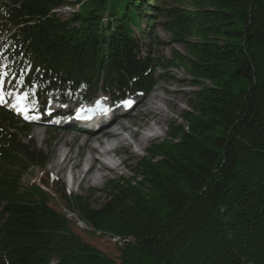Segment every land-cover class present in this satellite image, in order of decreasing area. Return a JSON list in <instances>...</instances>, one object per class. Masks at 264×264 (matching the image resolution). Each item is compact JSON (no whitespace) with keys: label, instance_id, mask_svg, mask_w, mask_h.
Listing matches in <instances>:
<instances>
[{"label":"trees","instance_id":"obj_1","mask_svg":"<svg viewBox=\"0 0 264 264\" xmlns=\"http://www.w3.org/2000/svg\"><path fill=\"white\" fill-rule=\"evenodd\" d=\"M75 4L64 19L70 0H0V65L30 107L148 95L165 64L196 90L132 177L105 185L103 204L62 189L88 233L118 240L119 262L83 241L45 189L22 185L47 159L22 143L29 124L0 107V264H264V0ZM151 14L184 50L164 64L132 31L142 36Z\"/></svg>","mask_w":264,"mask_h":264},{"label":"bare ground","instance_id":"obj_2","mask_svg":"<svg viewBox=\"0 0 264 264\" xmlns=\"http://www.w3.org/2000/svg\"><path fill=\"white\" fill-rule=\"evenodd\" d=\"M159 90H164L163 96L158 93ZM138 96H129L128 94L123 97L124 100L131 99V104L134 105L125 115L120 114L118 107L111 109L112 105L109 104L103 108L106 109L103 112L107 113V116L89 117L88 121L91 125L85 121L78 125L81 122L78 116L67 117L74 108L73 103L63 105L54 103L55 106L48 110L45 108L47 117L52 113L62 117L58 127L63 128L58 137H52L49 129H45L42 134L36 133V131L34 133L38 139L42 137L39 140L41 143L52 147L53 162L49 165L48 170L53 172L57 179L68 175L73 188L83 189L92 186L95 189H100V183L104 179L103 174L106 171L114 175L121 170V166L130 168V158L143 151L144 144L149 139L142 135V131L149 130L154 133V139L159 138L164 123L170 118V113L177 112L179 105L176 93L165 89V87L156 88L147 98L138 99ZM96 100L104 104L111 101L107 100L104 95ZM15 104L16 102L13 101L10 106L13 111L17 110L14 107ZM153 125L158 127V130L154 129ZM120 131L127 132L128 137L121 136ZM104 138L114 140L116 144L106 149L104 148ZM133 146L138 151L130 158L118 155L122 149ZM87 156H90V160L86 159Z\"/></svg>","mask_w":264,"mask_h":264},{"label":"rangeland","instance_id":"obj_3","mask_svg":"<svg viewBox=\"0 0 264 264\" xmlns=\"http://www.w3.org/2000/svg\"><path fill=\"white\" fill-rule=\"evenodd\" d=\"M70 1L74 3V6L60 8L59 10H57L58 16L67 19L69 18L71 12H75L78 9V6L75 4L76 0H70ZM151 18H153L152 25H147L148 20L146 19H142L139 21V28L143 33L142 36L138 33L136 28L132 27L134 36L136 38H139L141 44L144 46L145 49L144 51L146 52V54L150 58H155L163 63L165 60H167L170 57L171 52L173 50L183 53L184 50L181 46H177V45L174 46L171 44V34L165 32L162 29L163 20L158 18L155 14H151ZM155 38L159 39L160 44H155ZM4 72L5 71L0 65V73H4ZM3 79H4L3 89L9 91V93L11 92L16 93L18 88L17 84L13 83V81L9 78L8 75L4 76ZM154 79L156 83L151 92H153L158 87H165V89H168L173 93H176L177 100L179 101L178 102L179 105H178V111L171 112L169 120L166 123H164L163 131L160 133V137L153 141H150V139H148V141H146L144 144L143 151L148 149L150 145L160 144L164 139H166V133L169 131L170 128L169 125L171 123H175V124L181 123V118L188 109L187 104L189 97L196 90V88L192 83L193 82L192 78L190 77L188 72L181 67L170 68L168 67V65L165 64L162 70H156ZM163 91L164 90H159L158 93L163 96L164 95ZM150 94L151 93H149V95ZM91 95L93 98L96 97L94 96V93ZM100 96L102 95H97L96 98H99ZM139 98H147V96L139 95L138 99ZM54 103L56 102H48V103L43 102L40 105L39 108L40 110L38 108L30 109L31 111L30 114H26L25 112H21L17 110L13 111V109H11L12 107H10L11 106L10 104H6L3 107L4 110H6V112H9L11 115H13L16 121L27 122L29 124L30 132L26 138L22 139V143L27 146H33L36 150L43 152L45 158L47 159V163L44 168L41 169L35 168L29 170L27 174L24 176L21 183L27 189L35 188L38 186L45 189V191H47L48 195L51 198L48 201L49 207L60 213H67L66 210L64 209L65 203L61 197L62 189H64L67 196L68 195L83 196L88 203L93 205V207H97L105 202L106 199L105 185L108 182H116L117 180L129 179L130 177H132L133 175V171H131L132 167L133 169H136L138 162L142 159L143 156L139 154L140 152H138L137 155L130 158V156H132L138 150L135 148V146H133L132 148H124L120 151V153L125 152V155H121V156L130 158L129 160L130 168L129 167L122 168L121 166L120 167L121 170L114 175L106 171L103 174L104 179L100 183V187H101L100 189H95L92 186L85 187L83 189H76L73 188L72 186L70 188L68 186V179H69L68 175H66V177L62 179H57L55 177V174L48 170L49 165L53 162L52 147L48 146L45 143H41L39 140L42 139V137L38 139L37 137L34 136L35 131L36 133L38 132L42 134V132L45 129H49L52 137L53 136L58 137L59 132L63 131L62 127H58V126L56 127L50 125V122L47 120V113L44 111L46 109L48 110L52 106H55ZM38 111H42L43 115L34 114L35 112ZM26 116L28 117L27 119L25 118ZM153 128L158 130V127L154 125ZM123 135L128 137V134H123ZM147 138L149 137L147 136ZM133 150L135 151L133 152ZM82 153L84 152L82 151ZM86 159L89 160V156H87ZM67 218L68 220L74 221L76 220L77 215L67 213ZM87 230L88 228L85 229L82 227L79 228L78 230H75V232L83 239V241L97 248L98 250H101L103 253L107 254L109 257L119 262L120 251L118 249L119 247L118 243L112 240L111 238L105 236H97L90 234L88 233Z\"/></svg>","mask_w":264,"mask_h":264},{"label":"snow or ice","instance_id":"obj_4","mask_svg":"<svg viewBox=\"0 0 264 264\" xmlns=\"http://www.w3.org/2000/svg\"><path fill=\"white\" fill-rule=\"evenodd\" d=\"M7 73L4 72V73H0V103H6L4 97L6 95H12V93H5L2 91V88H3V84H4V79L3 77L6 76ZM19 83H22V80L19 81ZM27 99V93L23 94V95H18L16 96V104L14 105V107L17 108L18 111H21V112H26L27 111V107L26 105L24 104V101ZM36 103L35 100L32 101V104L34 105ZM125 104V106H131V101H124L123 102ZM97 108L100 109V104H99V101L97 102ZM102 111H106V109H100ZM91 111V110H90ZM78 117H79V113L77 114ZM26 119L28 118L27 116L25 117Z\"/></svg>","mask_w":264,"mask_h":264},{"label":"built area","instance_id":"obj_5","mask_svg":"<svg viewBox=\"0 0 264 264\" xmlns=\"http://www.w3.org/2000/svg\"><path fill=\"white\" fill-rule=\"evenodd\" d=\"M77 222H76V226L78 227V229L79 228H87L86 226H85V224H83L82 222H80V221H78V220H76ZM87 231H89V229L87 230ZM97 236H100V234L99 233H97ZM112 240H114L115 242H117L118 243V245H119V242H118V240L117 239H112Z\"/></svg>","mask_w":264,"mask_h":264}]
</instances>
